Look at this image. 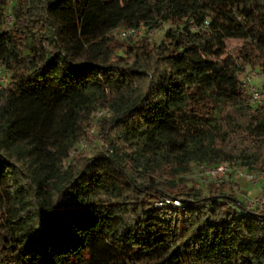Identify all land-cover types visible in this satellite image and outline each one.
<instances>
[{
    "label": "trees",
    "instance_id": "1",
    "mask_svg": "<svg viewBox=\"0 0 264 264\" xmlns=\"http://www.w3.org/2000/svg\"><path fill=\"white\" fill-rule=\"evenodd\" d=\"M7 7L0 264H264V206L179 176L264 172V105L239 78L240 63L264 76V0H12L4 29ZM165 22L159 43L112 35ZM227 39L242 40L238 58ZM98 109L103 148L69 160Z\"/></svg>",
    "mask_w": 264,
    "mask_h": 264
},
{
    "label": "rangeland",
    "instance_id": "2",
    "mask_svg": "<svg viewBox=\"0 0 264 264\" xmlns=\"http://www.w3.org/2000/svg\"><path fill=\"white\" fill-rule=\"evenodd\" d=\"M10 0H6V3L8 4ZM7 10H5L4 13V29H8L11 27V22L9 23V18L7 17ZM170 27H174V24L171 22H166L164 24H161L159 28L154 31L153 33H146L145 38L149 43H159L164 40V34L166 30ZM112 35L118 39L123 41L124 43L130 44L134 42L139 38L135 39H128V40H122L118 38L114 31L112 32ZM227 45H228V52L233 57H239L242 53V40L240 39H227ZM85 54H82L79 57H74L73 62L74 63H81L85 60ZM240 63V61L238 60ZM243 67L242 73H240V79L244 83L246 81V77L250 74H253L254 78L251 79V82L253 85H255L262 94L263 102L261 105H264V76L260 72L258 68L252 67L249 64L240 63ZM242 84V83H241ZM243 87V86H242ZM246 90V93L249 94V87L245 85L243 87ZM251 103V102H250ZM259 105V106H261ZM256 106V107H259ZM109 114H106L107 116ZM96 114V111L93 112L90 115L89 122L87 126L85 127V133L84 135L79 139L78 143L75 145L73 149L76 151L71 154V150L69 152V160L76 156L77 154H83L86 157H90L96 152L100 151L104 146V139L101 134V132L98 129V122L99 119L102 116H98ZM93 128V133L90 134V130ZM68 163L65 161L63 162V168L67 167ZM230 171L228 175L222 176V177H208L207 175H199V164H191V167L188 172L184 174H180V177H184L188 185H192L195 187L202 188V191L204 194L207 192V186L209 183H212L214 185L220 184L221 181L227 182L228 185H230V188L227 189V192L234 193L238 198H240L244 204L248 206V208H262L264 206V203H251L252 198H262L264 197V172L252 170V174L254 175V180H249L246 177V169L240 166L239 164H232L229 165ZM25 169V168H24ZM249 170V169H248ZM160 200L156 201L159 202ZM155 202V205H156Z\"/></svg>",
    "mask_w": 264,
    "mask_h": 264
},
{
    "label": "built area",
    "instance_id": "3",
    "mask_svg": "<svg viewBox=\"0 0 264 264\" xmlns=\"http://www.w3.org/2000/svg\"><path fill=\"white\" fill-rule=\"evenodd\" d=\"M11 1H9L8 3V7H7V17L9 18V23L12 20V13H11V9L9 7V5L11 4ZM166 23V22H165ZM164 24V23H162ZM161 25V24H160ZM155 26V27H147L144 24H141L140 26L136 27V28H126V27H118L114 30V34L122 39V40H128V39H135V38H139L141 36H145L146 33H153L154 31H156L159 26ZM188 25H189V29L191 31H198L199 27L193 22L192 19H189L188 21ZM205 26H207V22L204 23V25H202L201 28H204ZM10 78V71L0 62V88L3 87ZM240 78V75H239ZM254 78L253 74H250L246 77V81L243 83L242 80L240 79L242 86L244 87L245 85H247L249 87V94H250V102L251 105H253L254 107L259 106L262 104L263 99H262V94L260 92V90L252 84L251 79ZM96 114L98 116H104L106 114H109V110L108 109H98L96 110ZM97 116V117H98ZM93 133V128H91L90 130V134ZM76 150L73 149L71 151V154H73V152H75ZM66 163H68V161H66ZM229 165H232L231 163L228 162H222L219 163L217 165H207V164H199V170L200 173L199 175H207L208 177H222V176H226L228 175L229 171H230V167ZM234 165V164H233ZM246 169V168H245ZM246 177L249 180H254V175L252 174V170H248L246 169ZM173 204V205H178L179 204V200L178 199H172V198H165L163 200H160L159 202H156V206H161L163 204ZM251 203H264V197H262L261 199L256 197V198H252L251 199ZM245 206L248 208V206L245 204Z\"/></svg>",
    "mask_w": 264,
    "mask_h": 264
}]
</instances>
